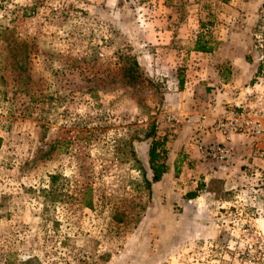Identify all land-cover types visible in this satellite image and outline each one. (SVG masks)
Here are the masks:
<instances>
[{
    "label": "rangeland",
    "instance_id": "1",
    "mask_svg": "<svg viewBox=\"0 0 264 264\" xmlns=\"http://www.w3.org/2000/svg\"><path fill=\"white\" fill-rule=\"evenodd\" d=\"M165 29L175 50L210 36L209 64L255 88L264 0H0V264H264V135L220 196L177 181L201 174L187 157L148 182L185 69L164 65Z\"/></svg>",
    "mask_w": 264,
    "mask_h": 264
},
{
    "label": "crops",
    "instance_id": "2",
    "mask_svg": "<svg viewBox=\"0 0 264 264\" xmlns=\"http://www.w3.org/2000/svg\"><path fill=\"white\" fill-rule=\"evenodd\" d=\"M170 33L171 31L165 29L157 34L156 41L161 45L159 47L162 54L161 59L169 69L178 66H184L185 69L182 77L175 82V91L169 93L166 98L167 126L174 127L167 131H175L177 135L172 138V135L168 134L167 163L169 170L162 181L172 180L176 171L180 169V165L185 164L186 161L183 160L186 157L187 160L193 159V164L200 167L201 174L195 181L188 178H177V181L183 182L182 185L197 184L199 181L208 182L213 178L227 179L228 172L234 170V166L233 169L230 168L232 162L241 159V156L246 154V150L253 148L249 140L250 137L241 134L234 136L236 156L231 163L223 166L227 170L208 168L206 160L200 156L197 143L222 141V137L213 131L212 125L229 105H236L244 101L246 94L251 90L238 87L240 84L238 85L235 79L234 83L226 81L222 72L223 67L216 62L210 65L207 53L196 51L193 46L187 51L180 47H176L178 50H175L173 48L177 40H174L172 47H166L173 43L174 36ZM237 71V68L233 70V77L236 76ZM255 72L256 67L254 66L251 69L250 78L254 77ZM168 115H174L177 121H169ZM226 182L229 185V180Z\"/></svg>",
    "mask_w": 264,
    "mask_h": 264
},
{
    "label": "built area",
    "instance_id": "3",
    "mask_svg": "<svg viewBox=\"0 0 264 264\" xmlns=\"http://www.w3.org/2000/svg\"><path fill=\"white\" fill-rule=\"evenodd\" d=\"M254 85L255 88L246 94L244 101L229 105L212 125L222 141L199 142L198 151L203 158L228 164L236 154L234 136L241 134L259 138L264 135V66ZM168 120L174 122L177 118L168 115Z\"/></svg>",
    "mask_w": 264,
    "mask_h": 264
},
{
    "label": "trees",
    "instance_id": "4",
    "mask_svg": "<svg viewBox=\"0 0 264 264\" xmlns=\"http://www.w3.org/2000/svg\"><path fill=\"white\" fill-rule=\"evenodd\" d=\"M206 24L202 23V27H204ZM210 36H206L203 33H200L197 37V40L195 42L194 49L199 52H212L213 48L211 46ZM261 70V69H260ZM259 71L256 74V77L260 74ZM182 82V80H180ZM181 84V83H180ZM157 126H153L151 132L148 134V138L150 139V147L148 152V163L149 168L151 171V180H148L150 184L152 183H158L162 181L164 178V175L169 170V165L167 163L168 161V149H167V138H159L157 137ZM221 181L211 179L209 182H201L199 185V189H206L209 193L214 194L216 196H220L224 190L220 186ZM197 191H189L186 193L187 199H194L198 196Z\"/></svg>",
    "mask_w": 264,
    "mask_h": 264
}]
</instances>
